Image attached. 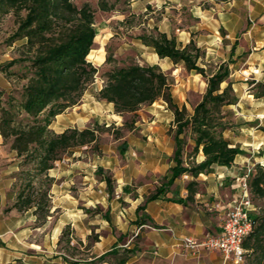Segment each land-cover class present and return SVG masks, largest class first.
Wrapping results in <instances>:
<instances>
[{
    "label": "rangeland",
    "instance_id": "1",
    "mask_svg": "<svg viewBox=\"0 0 264 264\" xmlns=\"http://www.w3.org/2000/svg\"><path fill=\"white\" fill-rule=\"evenodd\" d=\"M75 5L81 8L85 4H90L98 13V39L103 45L108 38L102 37L107 31L117 33L110 42L109 52L114 57L112 64H105L106 54L103 46L95 49L88 57L90 62L96 64L99 73L95 83L89 86L81 101L64 113L57 116L51 125V130L60 134L67 127L74 126L80 130L93 127L99 123L102 127L100 138L95 146L87 145L72 152L62 155L55 162L54 168L47 173H38L35 163H25V158L18 157L16 152H12V140H4L7 150H10L8 161L10 166L8 173L13 176V190L15 197L19 198L21 209L31 208L32 213L38 217L37 222L47 220L52 216L53 225H27L26 231L20 235L18 244L19 259L13 264H102L100 262H90L93 258V245L101 235L107 233L101 229V225H96L95 229L85 225L76 229L72 225L59 224L61 208L52 209L58 205L55 202L54 192L61 190H71L73 194L80 188L89 187L93 184V190L104 191L106 184H101L103 175L112 179L114 191L117 190V179L123 176L124 167L121 164L122 155L120 150L124 143H130L125 160L132 163L131 171L134 174V159L131 155L133 151H141L145 142H152L156 137V129L160 128V133L174 137L177 126L170 114L172 111L167 103L162 100L152 106L141 108L135 115H125L114 117L113 110H109L105 104H98L97 94L104 86V73L114 66H128L133 63L140 65H155V62L162 65V71L168 76L171 89L174 90L176 102L180 107H186L189 114L193 113L195 104L200 100V94H204L207 89V79L196 72H188L183 65L171 66L168 62L160 61L154 55L152 49L142 48L135 41L136 35L140 32L131 31V26L137 23L120 24L118 21L110 22L107 13H102L99 9L100 0H72ZM98 5H97V4ZM111 4L115 0H110ZM218 0H210L203 8L208 10L205 18L196 19L199 30L194 35L196 43L205 52L204 57L199 61V65L206 70L207 75L212 74L219 65L230 63L231 77L235 93L239 97L236 105L226 107L224 112L230 122L231 129L226 133L228 139L233 142L251 143L252 146H244L254 152L256 158L262 157L258 161L251 160L256 166L264 163V98L258 99L256 93L264 89V0H239L236 3L222 6L224 20L219 19ZM118 8L123 11L126 9L124 2L117 3ZM161 13L153 14L154 21L161 17ZM111 14V13H110ZM118 17V16H117ZM194 21V22H195ZM102 22V23H101ZM18 27L17 19L13 12L0 14V56L3 59L1 65H6L14 59L26 56L24 44L26 40L17 41L13 45L9 44V38ZM135 43V44H133ZM28 63H19L11 68L13 73L10 77L11 85L0 90V123L5 117L4 110L11 111L17 122L27 123L31 121L21 110L20 104L23 99V87L27 84V76L30 75ZM94 64V65H95ZM166 71V72H165ZM224 84L223 86H225ZM188 98L186 99V94ZM180 97V98H179ZM188 102V106H181ZM165 110H169L166 112ZM136 121L134 127H124L125 122ZM186 140L185 152L192 155L193 147L189 144L193 142L191 131L188 129L184 136ZM167 142V141H166ZM165 142V143H166ZM171 145V144H170ZM262 145V146H261ZM240 146V145H238ZM262 147V148H261ZM262 149V150H261ZM74 152H77L73 156ZM260 152V153H259ZM69 159V160H68ZM76 163L80 165L76 172L75 168L68 165ZM107 163H109L107 165ZM111 167L115 171L104 170L102 175H97V167ZM79 173V174H78ZM75 174L77 176L75 177ZM117 178H116V177ZM68 186H63L65 183ZM71 181L73 184H71ZM99 195L102 196L101 193ZM31 199V204L27 200ZM258 213L264 211V199H254ZM123 205L126 204L123 202ZM63 206V204H62ZM35 208V210H34ZM51 212V213H50ZM100 228V234L96 233V228ZM124 255L109 256L107 262L117 264L118 260ZM255 256H247L244 264H254ZM75 260L87 261V263H76Z\"/></svg>",
    "mask_w": 264,
    "mask_h": 264
},
{
    "label": "trees",
    "instance_id": "2",
    "mask_svg": "<svg viewBox=\"0 0 264 264\" xmlns=\"http://www.w3.org/2000/svg\"><path fill=\"white\" fill-rule=\"evenodd\" d=\"M116 2L110 5L108 0H100L99 9L110 12ZM9 12H13L18 27L8 42L13 45L26 40V56L0 65V70L10 77L12 67L28 63L30 75L26 77L28 82L23 87L20 108L31 121L17 122L11 111L4 110L0 135L5 141L13 138L12 150L18 157L25 158V163H35L38 173L43 174L53 169L63 154L87 145L96 146L100 138L102 127L99 123L83 130L70 128L60 134L50 128L56 117L76 106L89 86L95 83L99 68L88 57L95 49L97 11L90 4L79 8L72 0H0V14ZM139 39L152 47L161 59H169L175 65L184 64L188 72H196L207 79L206 92L193 113L189 114L186 107L175 102L168 76L158 65L133 63L112 67L103 75L105 82L97 99L113 104L115 113L120 116L135 115L141 108L159 100L168 104L177 126L169 185L184 174L198 177L202 173H210L215 166H231L244 151L225 136L231 125L224 109L239 102L230 81V63L219 65L207 75L199 65L205 52L194 40L183 46L175 37L157 29L144 32ZM114 61V57L108 54L106 64ZM255 96L264 98V89ZM135 122L126 121L124 127L132 128ZM188 129L194 141L192 155L188 157H197L202 149L205 160L187 167L184 136ZM105 181L112 192V179L107 177ZM195 185V182L188 185L190 193H193ZM250 188L253 200L264 199V165L255 167ZM162 191V188L158 189L151 199ZM27 203L31 204V199ZM253 216L256 226L244 246L249 251L247 256H255L254 264H264V211ZM134 252L125 249L117 264H126ZM112 255L118 256L120 251L113 249L93 262L105 263Z\"/></svg>",
    "mask_w": 264,
    "mask_h": 264
},
{
    "label": "crops",
    "instance_id": "3",
    "mask_svg": "<svg viewBox=\"0 0 264 264\" xmlns=\"http://www.w3.org/2000/svg\"><path fill=\"white\" fill-rule=\"evenodd\" d=\"M108 1L110 2V0ZM121 1L126 4V9L123 11L117 5ZM209 1L118 0L114 10L101 12L109 13L108 20L110 22L118 21L120 24H127L137 23L138 20L139 24L131 26V31L140 32L136 35L135 41L142 48L152 49L160 61L168 62L169 59H161L152 47L143 44L139 36L144 32L150 33L157 29L169 37H175L178 43L183 46L192 40L196 42L194 35L197 34V31L195 30H199L198 25H201V22L196 23L195 20L208 15V10L203 6ZM231 1L236 3L239 0H218L220 20L224 18L222 6L225 4L226 8L231 4ZM160 11H162L161 17L154 21L153 14ZM98 24V13H96V30H98ZM116 34L112 31L105 32L102 37L108 36V38L103 45L98 39H95L96 49L103 46L106 54L104 63L98 66L106 64L110 42ZM2 62L3 59L0 56V65ZM169 62L172 64L171 66H175L171 60ZM155 65L163 69L161 64L155 62ZM181 65L184 66V64ZM169 68L171 69V67ZM10 82L11 80L0 70V90L11 85ZM172 93L175 99L174 90ZM204 94H200V100L195 106L202 100ZM187 98L188 94H186ZM160 101L162 100L156 103ZM98 104L107 105L110 111L113 110L114 117H120L115 113L113 104L100 100H98ZM181 106H188V102L186 101ZM170 114L174 120L173 111H170ZM70 128L75 127H67L63 132ZM154 128L158 137L153 142L150 137L151 142H145L141 151L130 153L136 156L134 174L131 171L132 163L124 159L130 143L134 142L124 143L120 150L123 156L121 164H123L124 173L117 179L118 188L116 191L114 188L112 192L109 191L105 181L107 177L103 175V180L100 183H105L106 188L99 192L102 196L92 189V183L89 187L80 188L75 194L71 190L54 192V200L58 205L52 206L51 212L52 209H62L60 222L56 225H72L76 229L90 225L89 232L95 229L96 225H101V229L107 234L101 235L93 245L94 256L89 259L90 262L113 249H118L120 254L121 249L123 252L125 249H131L135 252L130 255L126 264H224V256L218 250H205L196 254L192 250L184 249L182 245L185 241L202 240L209 234L221 231L230 204L239 192V179L245 171L246 165L251 160L259 162L263 156L256 158L254 152L250 153V149H245L244 146H252L251 143L231 141L234 145H240L244 151V154L239 155L231 166H215L210 173H202L198 177L184 174L169 185L168 181L172 175L171 168L174 166V137L166 134L162 136L160 128ZM225 136L229 138L227 134ZM189 145L193 147L194 141ZM12 152L15 151L12 150ZM10 153L11 151L7 150L4 139L0 135V264H13L15 260L19 259L20 235L26 231L27 225H53L51 215L47 217V220L37 222L39 220L36 214L32 213V207L21 209L19 198L15 197L13 190L15 179L8 173L10 166L7 163L14 160L8 159ZM76 154L77 152H74L73 156ZM188 156L185 154L184 157L187 167L205 160L202 149L197 157ZM68 166L70 169L75 168L76 172L80 168V165L76 163ZM105 169L115 171L110 166L103 167L101 165L97 167L95 173L102 175ZM76 176L77 174H75ZM191 182L196 183L193 193H190L188 188ZM71 184H73L72 181ZM63 186H68L66 181ZM160 188L163 191L156 198L151 199ZM123 202L126 204L125 206ZM96 233L100 234L99 227L96 228ZM89 260H75L74 262L87 263ZM64 264L71 263L65 262Z\"/></svg>",
    "mask_w": 264,
    "mask_h": 264
},
{
    "label": "built area",
    "instance_id": "4",
    "mask_svg": "<svg viewBox=\"0 0 264 264\" xmlns=\"http://www.w3.org/2000/svg\"><path fill=\"white\" fill-rule=\"evenodd\" d=\"M260 164L264 165V163ZM255 167L256 165L250 162L246 165L239 179V192L230 204L221 231L209 234L202 240L185 241L182 245L184 249L192 250L196 254L205 250H218L224 256V264L246 262L249 251L244 244L256 226L253 215L258 212L250 188V179Z\"/></svg>",
    "mask_w": 264,
    "mask_h": 264
}]
</instances>
